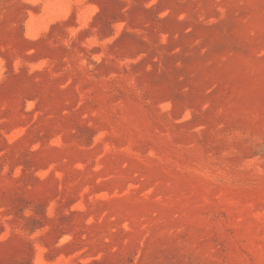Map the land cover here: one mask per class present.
<instances>
[{"label":"rangeland","instance_id":"obj_1","mask_svg":"<svg viewBox=\"0 0 264 264\" xmlns=\"http://www.w3.org/2000/svg\"><path fill=\"white\" fill-rule=\"evenodd\" d=\"M0 264H264V0H0Z\"/></svg>","mask_w":264,"mask_h":264}]
</instances>
